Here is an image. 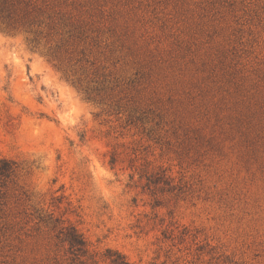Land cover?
I'll list each match as a JSON object with an SVG mask.
<instances>
[{"label":"rangeland","instance_id":"rangeland-1","mask_svg":"<svg viewBox=\"0 0 264 264\" xmlns=\"http://www.w3.org/2000/svg\"><path fill=\"white\" fill-rule=\"evenodd\" d=\"M0 264H264V0H0Z\"/></svg>","mask_w":264,"mask_h":264},{"label":"trees","instance_id":"trees-1","mask_svg":"<svg viewBox=\"0 0 264 264\" xmlns=\"http://www.w3.org/2000/svg\"><path fill=\"white\" fill-rule=\"evenodd\" d=\"M73 242L76 243V244H81L82 243L81 240H78L76 238L73 240Z\"/></svg>","mask_w":264,"mask_h":264}]
</instances>
